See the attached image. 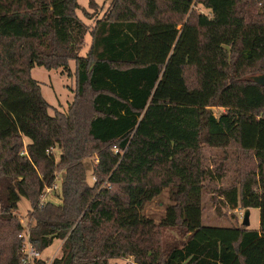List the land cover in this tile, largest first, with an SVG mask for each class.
I'll return each instance as SVG.
<instances>
[{
  "label": "trees",
  "instance_id": "1",
  "mask_svg": "<svg viewBox=\"0 0 264 264\" xmlns=\"http://www.w3.org/2000/svg\"><path fill=\"white\" fill-rule=\"evenodd\" d=\"M78 10L89 16L78 0H0V264H19L21 197L33 244L62 241L52 264H264L261 14L250 0H112L89 30ZM70 60L72 101L50 115L31 69ZM204 147L252 161L220 193L257 208V229L202 223L203 178L223 177L202 168ZM59 171L60 202H42ZM165 189L155 223L143 210Z\"/></svg>",
  "mask_w": 264,
  "mask_h": 264
},
{
  "label": "rangeland",
  "instance_id": "2",
  "mask_svg": "<svg viewBox=\"0 0 264 264\" xmlns=\"http://www.w3.org/2000/svg\"><path fill=\"white\" fill-rule=\"evenodd\" d=\"M96 6L90 8L88 6L89 0H78L80 6L84 7L89 16H85L80 10L77 11L78 16L81 20L88 25L89 30L94 25L97 18H101L110 10L112 0H94ZM250 6L252 12L260 13L258 17L264 20V0H250ZM195 13L208 14V10L205 9L201 4H195ZM254 16H256L254 14ZM176 18V17H172ZM181 25H179L180 27ZM90 36H85V43L83 45L82 53H87L89 50ZM74 61H69V72L59 69H46L41 66H34L31 69V76L39 82L41 93L44 99L51 105L48 113L54 114V112H66L69 103L73 98V89L75 87L74 80ZM213 113L218 116L224 111L221 107H212ZM56 159L59 156V150L54 151ZM202 168H205L207 172L216 174L220 168L223 174L221 180L205 176L203 178L204 188L201 194L202 210V223L208 226H230L238 225L241 223L243 216L248 213L249 225L251 229H257L259 226V210L257 208H248L239 211L237 209H230L222 197L220 190L221 188L228 187L231 184L237 182L238 171L244 167L252 164V161L245 157L237 148L229 147L226 149H215L204 147L201 152ZM88 162V160H86ZM88 166V165H87ZM88 184H93V177L91 170L88 167L86 174ZM63 179V171H59L56 175L55 184L56 189L50 191L44 195L45 202L50 201L53 203H59V196L61 193V181ZM172 203L169 196L168 189L162 191L161 194L156 196L151 202L146 204L143 212L149 218H152L155 223H158L165 214L166 206ZM30 205L28 200L21 197L18 202V208L16 211L17 220L23 218L25 221H29L33 224V221L29 218ZM242 214V217H241ZM174 235V233H173ZM62 241L54 240L53 243L43 250V256L51 258L60 256V246ZM116 264H132V258L124 261L122 258L112 260Z\"/></svg>",
  "mask_w": 264,
  "mask_h": 264
},
{
  "label": "built area",
  "instance_id": "3",
  "mask_svg": "<svg viewBox=\"0 0 264 264\" xmlns=\"http://www.w3.org/2000/svg\"><path fill=\"white\" fill-rule=\"evenodd\" d=\"M115 151L117 152V149H115ZM54 189H56L55 184L46 187L41 201L45 202L44 195ZM18 222L21 225V231L18 234V238H20L21 241L19 248V264H52L53 260L58 256L54 254L51 258L44 257L43 251L38 249L30 239L31 223L23 220V218H19ZM132 264H134L133 261Z\"/></svg>",
  "mask_w": 264,
  "mask_h": 264
},
{
  "label": "water",
  "instance_id": "4",
  "mask_svg": "<svg viewBox=\"0 0 264 264\" xmlns=\"http://www.w3.org/2000/svg\"><path fill=\"white\" fill-rule=\"evenodd\" d=\"M250 79H252L257 84H259L261 86H264V73L252 76V77H250ZM241 223H242L243 226L248 227V225H249L248 213H246L243 216Z\"/></svg>",
  "mask_w": 264,
  "mask_h": 264
},
{
  "label": "crops",
  "instance_id": "5",
  "mask_svg": "<svg viewBox=\"0 0 264 264\" xmlns=\"http://www.w3.org/2000/svg\"><path fill=\"white\" fill-rule=\"evenodd\" d=\"M239 211L241 210L240 208L238 209ZM124 261L128 260V259H123Z\"/></svg>",
  "mask_w": 264,
  "mask_h": 264
}]
</instances>
